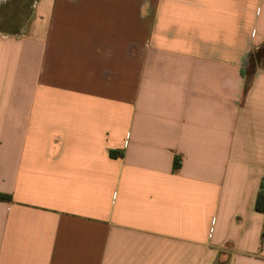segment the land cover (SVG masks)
I'll return each instance as SVG.
<instances>
[{
	"label": "crops",
	"instance_id": "obj_1",
	"mask_svg": "<svg viewBox=\"0 0 264 264\" xmlns=\"http://www.w3.org/2000/svg\"><path fill=\"white\" fill-rule=\"evenodd\" d=\"M263 177L264 0H37L0 31V264H264Z\"/></svg>",
	"mask_w": 264,
	"mask_h": 264
},
{
	"label": "rangeland",
	"instance_id": "obj_2",
	"mask_svg": "<svg viewBox=\"0 0 264 264\" xmlns=\"http://www.w3.org/2000/svg\"><path fill=\"white\" fill-rule=\"evenodd\" d=\"M37 0H0V31L20 33L29 25ZM262 51L254 54L252 67Z\"/></svg>",
	"mask_w": 264,
	"mask_h": 264
},
{
	"label": "trees",
	"instance_id": "obj_3",
	"mask_svg": "<svg viewBox=\"0 0 264 264\" xmlns=\"http://www.w3.org/2000/svg\"><path fill=\"white\" fill-rule=\"evenodd\" d=\"M0 199H7V196L0 193ZM257 208L259 210L264 211V186H263V184L261 186V190H260V193L258 196Z\"/></svg>",
	"mask_w": 264,
	"mask_h": 264
},
{
	"label": "built area",
	"instance_id": "obj_4",
	"mask_svg": "<svg viewBox=\"0 0 264 264\" xmlns=\"http://www.w3.org/2000/svg\"><path fill=\"white\" fill-rule=\"evenodd\" d=\"M262 184H263V186H264V177H263V179H262Z\"/></svg>",
	"mask_w": 264,
	"mask_h": 264
}]
</instances>
